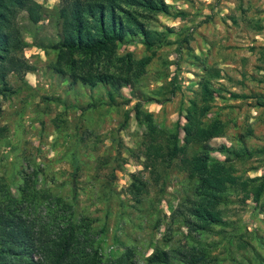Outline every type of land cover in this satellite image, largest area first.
Returning <instances> with one entry per match:
<instances>
[{
	"label": "rangeland",
	"instance_id": "1",
	"mask_svg": "<svg viewBox=\"0 0 264 264\" xmlns=\"http://www.w3.org/2000/svg\"><path fill=\"white\" fill-rule=\"evenodd\" d=\"M37 1L43 7L37 23L29 21L24 12L17 15L29 43L23 55L34 70L26 71L21 78L7 75L13 91L6 97L0 95V184H12L15 192L13 183L26 175L71 198L74 213L84 212L95 219L96 225L103 226L100 250L104 258L118 255L124 244L134 248L138 264H145L146 255L159 248H176L186 254L183 260L175 258L171 264H201L203 253H209L205 260L215 264H257L255 253L264 258V195L257 198L253 192H234L221 206L224 224L188 231L173 211L191 192V182L186 171L178 167L177 159L167 167L156 163L158 176L150 170L144 151L153 145H145V125L137 123L133 110L137 105L141 111H151L157 125L164 128L179 121L181 136L196 115V107L188 100L201 65L216 66L220 76L212 82L220 89L207 117L218 115L225 125L220 135L192 147L187 171L204 165L207 170L222 172L231 161L234 173L263 174L264 107L248 95L264 93V0H164L170 13L155 12L145 21L150 27L166 25L177 32L170 35V44L154 49L135 86L150 91L175 71L179 88L168 99L158 95L157 100L145 101L122 86L121 93L128 101L122 103L118 97L114 105L102 103L87 108L82 106L90 100V94L106 99L102 86L69 85L66 76L50 71L48 62L53 53L32 45L28 29L36 30L38 37L55 38L52 21L59 0ZM185 38L189 39L188 48ZM145 49L136 40L121 45L118 51L130 50L139 57L148 52ZM125 110H130V116L119 127ZM57 115L56 126L53 118ZM89 131L98 135L95 141ZM220 144H243L252 153L243 159L224 161ZM72 148L81 162L75 173V197L68 162ZM132 181L148 188L139 202L129 191ZM241 240L245 246L238 245Z\"/></svg>",
	"mask_w": 264,
	"mask_h": 264
},
{
	"label": "trees",
	"instance_id": "2",
	"mask_svg": "<svg viewBox=\"0 0 264 264\" xmlns=\"http://www.w3.org/2000/svg\"><path fill=\"white\" fill-rule=\"evenodd\" d=\"M19 12L37 23L42 18L43 7L37 0H0V95L3 97L13 91L7 75L13 73L21 78L26 71L34 70V65L23 55V48L29 43L24 38V28L17 21ZM155 12L169 14V4L164 0H59L52 21L55 38L38 37L32 29L27 32L33 38L32 45L53 53V59L48 62L50 71L66 76L69 85L102 86L106 99L100 94L95 97L90 94V100L82 108L102 103L114 105L118 97L122 103L128 101L129 98H124L121 93L122 86H128L132 96L145 101L157 100L158 95L168 99L179 88L175 71L150 91H141L135 86L154 49L170 44V35L177 32L171 26H148L145 18ZM177 13L181 14L180 11ZM136 40L144 44L147 53L135 57L130 50L118 51L121 45ZM188 41V38L184 39L187 48L190 47ZM201 70L188 100L196 107V115L181 136L179 121L171 128H164L157 125L151 111H141L137 105L133 109L137 123L145 125V145H153L151 150L144 151L150 170L158 176L156 163L167 167L177 159L178 167L186 171L191 192L173 212L188 231L195 232L206 229L208 224H224L221 206L231 200L232 193L248 195L253 192L257 198L264 195V173L242 176L234 173L231 161L222 172L207 170L204 165L187 171L188 152L192 147L220 135L225 125L218 115L207 117L220 89L219 84L212 82V78L220 76L219 68L202 63ZM250 94L248 96L264 107V93ZM231 96L238 95L231 93ZM129 116L130 110H125L119 127L127 123ZM58 118V115L53 118L56 126ZM90 134L95 138L93 141L98 138L96 133L89 131ZM219 150L225 153L224 161L243 159L252 153L243 144H220ZM68 162L72 166L71 189L75 197V173L81 163L75 148L68 152ZM11 185L0 184V264H138L131 245L124 244L118 255L104 258L100 250L103 226L96 225L95 219L84 212L74 213L71 198L62 197L49 186L39 184L35 177L26 175L13 183L15 192ZM129 191L134 201L139 202L148 188L132 181ZM113 238L116 241L115 235ZM245 244L242 240L238 243L240 247ZM207 255L209 253H203L200 263L215 264L210 259L205 260ZM185 257L186 254L176 248H159L146 255L145 264H171L175 258L183 260ZM255 257H259L257 264H264L259 253H255Z\"/></svg>",
	"mask_w": 264,
	"mask_h": 264
}]
</instances>
